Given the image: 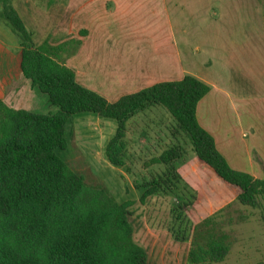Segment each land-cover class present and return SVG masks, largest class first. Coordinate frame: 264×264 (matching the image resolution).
<instances>
[{
	"label": "trees",
	"instance_id": "1",
	"mask_svg": "<svg viewBox=\"0 0 264 264\" xmlns=\"http://www.w3.org/2000/svg\"><path fill=\"white\" fill-rule=\"evenodd\" d=\"M0 18L21 46L23 77L56 107L41 113L14 108L0 98V264H148V253L135 240L129 220L135 201L119 200L107 187L88 183L59 153L69 145L67 135L74 133V115L95 114L116 123L105 155L122 168L127 167L129 120L163 106L198 159L237 190L234 201L262 206L264 178L232 168L198 121L197 106L210 91L207 83L187 74L109 101L81 85L66 64L79 50L81 37H48L37 46L13 0H0ZM185 153L175 144L145 162L146 167L162 164L165 170L137 184L141 204L178 194L184 183L178 166ZM194 197L171 203L165 225L176 240L190 241L188 264L223 262L237 241L227 229L230 204L194 221L188 213Z\"/></svg>",
	"mask_w": 264,
	"mask_h": 264
},
{
	"label": "crops",
	"instance_id": "2",
	"mask_svg": "<svg viewBox=\"0 0 264 264\" xmlns=\"http://www.w3.org/2000/svg\"><path fill=\"white\" fill-rule=\"evenodd\" d=\"M257 3L260 6L258 0ZM13 4L32 31L37 46L49 34L55 38L81 37L79 50L66 64L74 69L81 85L109 101L159 82L180 80L187 74L207 83L210 91L197 106L200 125L214 137L218 150L232 168L263 178L248 143L243 152L238 149L241 145H234V135L243 141L259 140L263 135L257 129L260 119L255 118L259 106L254 105L258 100L259 82L248 80V84H253L252 89L248 88L247 93L242 91L244 83L240 80L254 76L244 70L242 63L233 64L228 60L238 58V53L227 48V45L250 40L256 32L261 36L262 20L261 23L246 20L247 12L256 10V0H13ZM40 13L47 14L48 19L54 18L55 22L61 21V31L56 32L55 26L52 31L46 28L45 37L37 38L35 21ZM83 30L86 34L80 36ZM143 35L147 38H142ZM21 59V46L16 36L5 33L4 38L0 37V98L8 105L14 102L13 107L17 109L39 108L40 104L46 103L43 97L46 95L23 77ZM19 81L22 84L10 92ZM8 93H13L10 103L7 102ZM221 101L226 103L228 110L245 113L238 115L236 125L232 118L227 119L230 113L221 114L223 119L220 120L214 118L216 110L223 108ZM155 107L161 106H152L146 111ZM55 110L56 107L50 111ZM95 116L101 118L95 114L82 117L95 119ZM241 117H247L248 121L243 122ZM115 130L114 124L113 135ZM178 171L190 184L196 183L197 175L205 177V183L215 180L219 184L217 193L223 199L221 204L236 197L237 190L201 162L192 146L190 151L186 150ZM137 201L139 198L134 205L143 207L141 216L131 221L130 215L129 220L135 240L148 253V264H166L169 248L173 264H188L190 241L176 240L160 221V215L155 212L151 215L148 207ZM201 205V197H198L188 210L194 221H200L217 210L209 208L208 214L198 216V210L204 211Z\"/></svg>",
	"mask_w": 264,
	"mask_h": 264
},
{
	"label": "rangeland",
	"instance_id": "3",
	"mask_svg": "<svg viewBox=\"0 0 264 264\" xmlns=\"http://www.w3.org/2000/svg\"><path fill=\"white\" fill-rule=\"evenodd\" d=\"M258 2H260V6L256 0V10L251 9L250 12H247L246 20L247 22L255 20V22L260 23L262 20L263 27L260 28L261 36L256 32L254 36H251L250 40L238 45H227V48L238 53V58L228 60L233 64L242 63L245 67L244 70L254 76L247 80H240V83H244L242 91L247 93L248 88L252 89L253 84H248V80L256 83L259 82L258 100L255 101L254 105L259 106L255 110V118L260 119V124L257 125V129L259 132H263V135L260 136L259 140L246 141L234 135V145H241L238 149L242 152L249 145L251 154H254L252 155L254 162L261 169L264 178V164L262 163L264 162V0H258ZM36 16H38L35 21L37 38L43 39L47 29L51 30L54 26L57 27L55 29L56 32L61 31V21L55 22L54 18H52L53 20L50 19L51 17L48 19V15L44 13L37 14ZM117 30L120 32L119 29ZM5 33L15 37L11 28L0 18V37L4 38ZM48 37L55 38L50 34ZM142 38L146 39L147 37L144 36ZM57 39H61V37ZM136 47L139 48V46ZM198 59L201 60L200 53H198ZM21 84V81L17 82L9 91H14ZM12 94L8 93L7 102L13 96ZM43 97L46 103L40 104L39 108L26 107V109L45 113L54 110L55 107L49 103L46 96ZM219 103H221L220 105L223 108L216 110L214 118L218 120L223 119V114L230 113L227 119L232 118L234 125H236L238 115H245L241 110H239V113L236 110H228L225 102L221 101ZM10 105L15 107L14 102L10 103ZM85 115L88 114L84 113L72 117L74 133L73 135H67L69 145L66 150H61L59 153L72 168L85 176L88 183L101 184L107 187L119 200L134 199L136 202L142 192V189H139L137 184L144 183L150 180L152 176L160 174L165 170V166L162 164H155L149 168L146 167L145 162L147 160L159 155L164 149L175 144L181 145L188 151L191 149L188 138L183 133L176 131L175 121L166 108L163 106L155 107L151 110L136 114L129 120L127 132V167H115L108 162L105 155V147L107 141L113 135L114 124L116 125V123L113 121V124L111 121L96 116L95 119H85L82 117ZM241 119H243V122L245 120L248 121L247 117H241ZM222 127L227 128L225 125ZM186 160H189V158L186 157ZM200 176L202 175H197L196 183L194 184L184 181L180 186L178 194L172 199H159L146 205L150 214L152 215L153 212L157 213L160 215V221L167 225L170 219L168 211L170 204L179 203L183 197L185 199H193L194 196V199L201 197V208L203 207L204 209L202 208V210L204 211L198 210V216H202L204 213L208 214L210 211L209 208H217L216 211H218L230 204L225 214L228 218L232 219V223L227 226V229L233 232L237 241L226 260L214 264H264V201L259 208L243 206L234 200L221 204L223 203V199L217 193V189L219 190L217 186L219 184L215 180L205 183L203 181L205 177L201 178ZM142 210V205H134L130 217L131 221L141 216ZM171 256L172 251L169 248L166 252V264H173L174 259Z\"/></svg>",
	"mask_w": 264,
	"mask_h": 264
}]
</instances>
